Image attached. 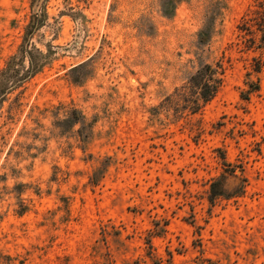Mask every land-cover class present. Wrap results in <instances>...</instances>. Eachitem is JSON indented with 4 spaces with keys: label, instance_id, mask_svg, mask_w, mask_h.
Instances as JSON below:
<instances>
[{
    "label": "rangeland",
    "instance_id": "374dc122",
    "mask_svg": "<svg viewBox=\"0 0 264 264\" xmlns=\"http://www.w3.org/2000/svg\"><path fill=\"white\" fill-rule=\"evenodd\" d=\"M258 16L264 0H0V264H264V44L240 30ZM217 62L191 114L175 90ZM224 164L244 192L211 204Z\"/></svg>",
    "mask_w": 264,
    "mask_h": 264
},
{
    "label": "trees",
    "instance_id": "16d2710c",
    "mask_svg": "<svg viewBox=\"0 0 264 264\" xmlns=\"http://www.w3.org/2000/svg\"><path fill=\"white\" fill-rule=\"evenodd\" d=\"M250 23H245L241 26L240 30L250 32V25L255 27V30L261 33V42L264 44V17L258 16L257 20H248ZM249 24V26L247 25ZM251 43V41H250ZM262 44L256 46L261 48ZM252 47V46H251ZM259 61L253 66L252 70L256 73L260 72ZM33 71V69H32ZM35 72V69L33 73ZM224 80V68L220 62L212 64H204L188 80L175 92L179 93V97H187V108L191 114H196L203 107L209 104L219 93ZM258 83L247 82V89L241 92V99L247 101L249 94L258 91ZM225 161V158H222ZM225 171L221 174L220 178L212 181L209 190V202L213 204L219 198L230 199L231 197L240 196L244 192V185L238 184L231 191L225 187L227 177L234 175V170H227L230 164H224ZM244 183V181H243Z\"/></svg>",
    "mask_w": 264,
    "mask_h": 264
}]
</instances>
